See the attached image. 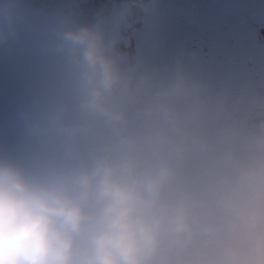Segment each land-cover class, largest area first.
<instances>
[{
  "label": "clouds",
  "instance_id": "1",
  "mask_svg": "<svg viewBox=\"0 0 264 264\" xmlns=\"http://www.w3.org/2000/svg\"><path fill=\"white\" fill-rule=\"evenodd\" d=\"M144 2L126 0V11ZM61 40L85 119L108 132L56 178L0 156V264H147L167 239L197 244L205 264H264V121L219 152L211 203L174 194L177 160L192 145L212 147L194 78L127 67L102 23L69 27Z\"/></svg>",
  "mask_w": 264,
  "mask_h": 264
},
{
  "label": "flooded vegetation",
  "instance_id": "2",
  "mask_svg": "<svg viewBox=\"0 0 264 264\" xmlns=\"http://www.w3.org/2000/svg\"><path fill=\"white\" fill-rule=\"evenodd\" d=\"M26 2L33 7L27 23L22 11ZM90 5L96 4L0 0V156L14 157L44 177L65 175L82 164L108 132L85 119L79 71L61 40L69 27L104 25L105 10L89 18ZM237 5L231 1L228 7ZM45 10L48 19L40 17ZM8 12L14 13L12 23L4 18ZM218 13L214 2L193 8L190 17L171 20L177 33L166 26L162 38L165 77L181 70L194 78L199 86L202 133L212 145L209 149L192 145L177 160L172 191L209 203L222 175L219 152L243 143L254 126L264 121V32L253 41L233 34ZM109 38L117 40L122 62L143 72L142 66H135V52L120 49V33ZM136 129L133 116L129 130ZM147 264L205 261L197 244L167 239Z\"/></svg>",
  "mask_w": 264,
  "mask_h": 264
},
{
  "label": "rangeland",
  "instance_id": "3",
  "mask_svg": "<svg viewBox=\"0 0 264 264\" xmlns=\"http://www.w3.org/2000/svg\"><path fill=\"white\" fill-rule=\"evenodd\" d=\"M61 1H64V0H61ZM156 8H154L153 6H146V10L144 9V11H143V15H145V17H142L141 19H139V20H136V18L133 20V25L135 26V24H134V21L136 20L137 21V27H138V29H137V31L133 28L132 30L134 31V33H139V34H147V33H150V31H148L150 28H149V25H148V22H149V19L152 17V14H153V12H154V10H155ZM30 10H31V8L30 7H28V6H26V9H25V13H27L28 12V14H27V16H25L24 18V21L26 22V20L29 18V13H30ZM46 12H48V11H46ZM123 13V12H122ZM46 15H44L45 16V18H50V15L49 14H47V13H45ZM124 18L122 17V20H123ZM139 23V24H138ZM132 24V23H131ZM127 26H129V25H126V27ZM240 30L241 31H243L244 33H249L250 31H251V27L249 26V24L248 23H246V22H244L242 25H241V27H240ZM133 44H134V47L136 48V49H138V46H137V44H136V42H133ZM151 60H147L145 63H144V65H142V71L143 72H146V73H150V74H152L153 72L152 71H154L155 70V68H154V66H153V64H151V62H150ZM139 65V64H138Z\"/></svg>",
  "mask_w": 264,
  "mask_h": 264
},
{
  "label": "bare ground",
  "instance_id": "4",
  "mask_svg": "<svg viewBox=\"0 0 264 264\" xmlns=\"http://www.w3.org/2000/svg\"><path fill=\"white\" fill-rule=\"evenodd\" d=\"M139 34V33H137ZM142 38H144L146 36V34H139Z\"/></svg>",
  "mask_w": 264,
  "mask_h": 264
}]
</instances>
